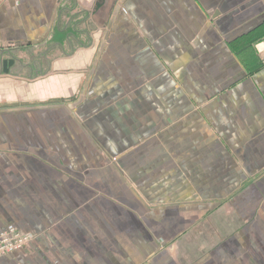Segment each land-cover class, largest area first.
I'll return each instance as SVG.
<instances>
[{"label":"crops","instance_id":"1","mask_svg":"<svg viewBox=\"0 0 264 264\" xmlns=\"http://www.w3.org/2000/svg\"><path fill=\"white\" fill-rule=\"evenodd\" d=\"M263 41L264 0H0V264H264Z\"/></svg>","mask_w":264,"mask_h":264},{"label":"built area","instance_id":"2","mask_svg":"<svg viewBox=\"0 0 264 264\" xmlns=\"http://www.w3.org/2000/svg\"><path fill=\"white\" fill-rule=\"evenodd\" d=\"M256 51L263 56L264 61V41L256 44ZM31 237L23 234L14 228L0 230V257L13 254L16 250L24 248Z\"/></svg>","mask_w":264,"mask_h":264},{"label":"water","instance_id":"3","mask_svg":"<svg viewBox=\"0 0 264 264\" xmlns=\"http://www.w3.org/2000/svg\"><path fill=\"white\" fill-rule=\"evenodd\" d=\"M9 53H11L10 51H9ZM7 54H8V52H7ZM0 55H2V53L0 52ZM16 60L14 59V58H10L9 57V59L8 60H6V61H2L1 63V69H2V67H3V70H2V73H0V74H6V78L5 79H9V80H12V81H14V80H16V79H19V78H16V77H12L11 75H13V76H16V74H14L11 70H13V68H14V66H12L13 65V63L15 62ZM8 68V69H7Z\"/></svg>","mask_w":264,"mask_h":264},{"label":"rangeland","instance_id":"4","mask_svg":"<svg viewBox=\"0 0 264 264\" xmlns=\"http://www.w3.org/2000/svg\"><path fill=\"white\" fill-rule=\"evenodd\" d=\"M5 78H6V75H1L0 76V79H2L3 80V83H6V84H8V82H7V80H5ZM12 82V84L14 83V87H17V84H18V82H21V83H23L22 82V80H19V79H16V80H14V81H12V80H9V83H11ZM17 83V84H16ZM7 87H8V85H7Z\"/></svg>","mask_w":264,"mask_h":264}]
</instances>
